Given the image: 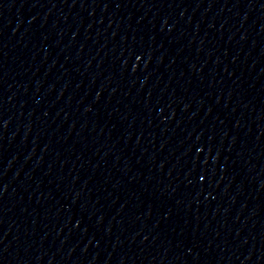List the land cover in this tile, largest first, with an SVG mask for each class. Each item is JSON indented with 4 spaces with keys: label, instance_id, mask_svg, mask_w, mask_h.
<instances>
[{
    "label": "water",
    "instance_id": "1",
    "mask_svg": "<svg viewBox=\"0 0 264 264\" xmlns=\"http://www.w3.org/2000/svg\"><path fill=\"white\" fill-rule=\"evenodd\" d=\"M0 264H264V0H0Z\"/></svg>",
    "mask_w": 264,
    "mask_h": 264
}]
</instances>
